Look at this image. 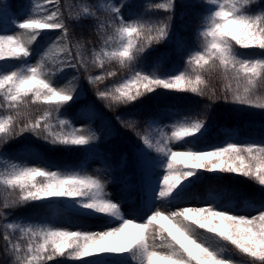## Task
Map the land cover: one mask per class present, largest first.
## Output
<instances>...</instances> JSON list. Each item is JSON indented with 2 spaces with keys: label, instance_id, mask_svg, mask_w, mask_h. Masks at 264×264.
<instances>
[{
  "label": "snow or ice",
  "instance_id": "6c2138e0",
  "mask_svg": "<svg viewBox=\"0 0 264 264\" xmlns=\"http://www.w3.org/2000/svg\"><path fill=\"white\" fill-rule=\"evenodd\" d=\"M193 7L202 11L191 47L179 35L173 39L176 0H29L24 18L12 13L14 27L0 29V146L30 133L46 152L94 151L96 130L77 127L64 114L85 95L81 76L109 110L135 107L161 89L210 104L196 116L177 111L167 124L150 117L143 128L116 117L142 145L139 175L124 181L125 192L140 193L139 207L131 210L124 208L125 197L109 193L107 167L60 169L30 144L22 151L37 163L22 155L0 161V264H62L60 258L79 264H264V200L242 197L240 207L227 189L210 188L203 198L192 192L201 172L243 177L264 189V140L230 137L211 148L188 146L207 130L211 103L264 110V0H200ZM11 8L0 4V15L9 16ZM162 43L183 54V68L161 71L169 59L161 52L145 70L142 61ZM78 115L91 121L94 105H83ZM226 197L233 198L225 203ZM189 199L198 202L189 205ZM29 205L37 209L34 217L9 219ZM72 216L103 223L93 230Z\"/></svg>",
  "mask_w": 264,
  "mask_h": 264
},
{
  "label": "trees",
  "instance_id": "16d2710c",
  "mask_svg": "<svg viewBox=\"0 0 264 264\" xmlns=\"http://www.w3.org/2000/svg\"><path fill=\"white\" fill-rule=\"evenodd\" d=\"M130 2L141 4L145 0H130ZM199 2L200 0H176V10L172 24L173 39H175L176 35H179L190 47L195 42V29L199 23V16L202 11L199 7H193V5ZM5 3L11 5L12 8L9 16L0 15V29L14 27L10 23L12 13L20 15L29 7V0H0V4ZM85 23L88 24L90 22ZM75 30L77 33L82 31L79 26H76ZM83 31L88 36L87 28L83 29ZM90 38L94 39V37ZM241 51H246L249 54L259 52V50ZM161 52L169 54V59L162 65L161 71L173 65L183 68V54L175 51L174 44L162 43L155 46V50L149 53L147 61H142L145 70H151L154 58ZM90 70L93 72L97 71L96 69ZM80 85L85 95L78 98L70 108L66 109L64 114L76 122V119L80 117L78 113L83 105H94L96 115L93 118L92 127L99 136V140L94 145V151L78 146L68 150L57 148L54 152H46L42 150L44 145L42 140L36 139L30 133H25L22 137L13 139L7 144L0 146V161L18 160L19 156L23 154V146L29 144L41 150L42 157L52 161L60 169H76L88 161L91 156L97 154L101 159V169L107 167L109 170L108 181L114 185H120L124 195L130 197L131 201H133L139 191L132 189L125 192L124 181L128 177H137L139 175L137 150L141 142L132 131L123 127L116 117L123 116L125 120L135 119L139 122V126L143 128L144 122L150 117L158 115L162 119L165 116H174L177 111L181 115L196 116L198 112L205 108V105L210 104L206 98L197 97L191 93H177L161 89L157 90L154 95L150 94L142 98L135 107L129 105L109 110L105 107L104 102L96 99L93 88L88 85L83 76H81ZM205 118L207 130L204 135L198 137L188 146L205 149L221 144L232 136H235L234 138L239 141L250 140L259 142L264 140V110L233 105L221 99L211 103V106L207 108ZM2 166V163H0V167ZM201 175L203 179L192 188V192L197 197H205L208 190L214 188L216 190L227 189L229 193H234V201L240 207H243L242 197L253 198L257 201L264 200V189L246 178L232 177L231 174L208 172H201ZM217 177H221V179H217ZM230 198L233 197H226L224 202L227 203ZM192 200L189 199L187 203ZM139 205H135L133 209L138 208ZM36 212L37 209L35 207L31 205L25 206L12 211L9 219L34 217ZM70 218L75 223L92 227L93 230H96L103 223L101 220H86L75 216ZM4 259L2 247H0V261ZM60 260L62 264H79V262L68 261L63 258H60Z\"/></svg>",
  "mask_w": 264,
  "mask_h": 264
},
{
  "label": "rangeland",
  "instance_id": "374dc122",
  "mask_svg": "<svg viewBox=\"0 0 264 264\" xmlns=\"http://www.w3.org/2000/svg\"><path fill=\"white\" fill-rule=\"evenodd\" d=\"M24 12L19 15L21 19L24 18ZM169 117L170 116L163 117L161 119L162 122L165 123V124L169 123L170 122ZM87 124H90V126H91V121L86 120L83 117H80L77 120V122H76V126L77 127L84 126V125H87ZM234 137L235 136H232L231 138H234ZM141 147H142V145L140 143L139 148H141ZM209 148H211V147H209ZM177 150H183V148H178ZM152 155H155V154L153 153ZM23 157H24V162H27V163H37L38 162L37 158L34 157V156H31V155H28V154H24ZM83 166L86 168V170L89 173H93L96 169H101L102 168V163L100 161V158L97 155H94L88 161H86L83 164ZM108 191H109L110 194L113 195L114 198H119L121 196L125 197L124 208H125L126 211L127 210H131V209H133V207L135 205L140 204V193L136 194L134 199H133V201H131L132 199L130 197H126L124 195V192L121 189L120 185H114L111 182H109V184H108ZM196 203H197L196 200H192L191 202H188L189 205H195ZM200 231H203V230H200Z\"/></svg>",
  "mask_w": 264,
  "mask_h": 264
}]
</instances>
